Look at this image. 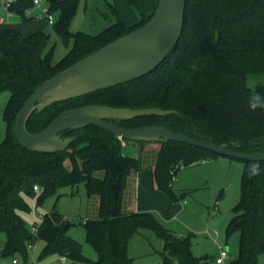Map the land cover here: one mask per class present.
I'll return each instance as SVG.
<instances>
[{
  "label": "trees",
  "instance_id": "trees-1",
  "mask_svg": "<svg viewBox=\"0 0 264 264\" xmlns=\"http://www.w3.org/2000/svg\"><path fill=\"white\" fill-rule=\"evenodd\" d=\"M47 12L57 10L52 23L65 45L72 44L57 62L51 50L44 51L49 34L35 31L23 35L16 27L0 31V92L9 96L3 111L5 135L0 137V232L5 236L0 256H21L24 260L36 242L40 255L57 254L74 264H132L128 240L140 228L154 230L164 240V264H199L192 256L188 237L176 236L150 211H124L122 200L130 177L150 166L154 189L176 199L171 187L180 166H188L221 155L187 143L161 142L155 159H144L148 142L129 141L138 146L137 155L122 151V142L96 125L65 130L73 139L63 151L39 152L22 147L14 136L16 114L33 89L109 41L146 22L152 15L138 0H125L138 19L128 24L114 2L106 4L114 21L96 34L72 32L69 25L79 0H46ZM32 0H11L8 9L24 20ZM155 8V7H154ZM264 73V0H186L184 24L176 46L149 73L127 82L74 98L53 102L31 112L26 128L34 133L45 127L60 111L85 105L114 107H159L173 109L166 115L148 114L114 120L125 127L159 125L174 132L230 149L264 150V84H248V77ZM259 96V100L253 98ZM233 158L232 156H228ZM240 193L232 208L226 232H239L237 256L230 264H264V160H243ZM260 165L259 174L249 175V165ZM83 183L88 196H96L94 217L78 218L85 241L95 250L91 260L81 243L69 233L74 219L64 217L55 205L37 223L35 231L25 225L20 211L29 209L26 197L36 191V205L61 186Z\"/></svg>",
  "mask_w": 264,
  "mask_h": 264
},
{
  "label": "rangeland",
  "instance_id": "rangeland-1",
  "mask_svg": "<svg viewBox=\"0 0 264 264\" xmlns=\"http://www.w3.org/2000/svg\"><path fill=\"white\" fill-rule=\"evenodd\" d=\"M106 1L114 2L117 5L126 23L131 24L136 21L137 13L125 0H79L69 30L96 34L113 22L114 16ZM138 1L143 9H152V0ZM47 6L46 0H40L38 5H31L25 12L26 17L32 18L29 15L34 16L30 20H24L20 15L12 14L10 23L0 24V31L6 27H16L23 35L38 30L47 32L49 36L44 51L51 50V60L53 63H57L69 50L72 40H69L68 45H65L55 32L49 19H52L54 23L58 19L59 12L57 10L45 12ZM6 12V10L0 9V16L6 15ZM256 83L264 84V73L248 77L249 86L253 87ZM8 96L7 90L0 92L1 138L5 135L6 126L2 116ZM126 142L128 145H132L131 142ZM122 145L124 146V143ZM158 148L157 142H148L143 145L142 155L144 159L153 161ZM242 169V159L230 158L225 155H218L207 161L188 166H180L171 183V187L177 195L176 199H170L163 193L164 198H168L166 202H169L171 210L175 213L170 216L169 220H161L158 214L149 210L174 235L188 237L190 252L192 256L200 258L199 264H217L215 257L219 254V247L221 246L227 247L228 252V257L222 264H230L231 258L237 256L239 232L227 233L226 227L232 216V208L239 198ZM130 181L131 178L124 190L122 200L124 211L130 210L133 204L132 183L130 184ZM37 193L36 191L33 195L26 197L29 209L20 211L25 225L31 229L55 205V208L64 217L74 219V224L69 228L68 233L81 243L83 254L94 260L96 258L95 250L85 241V230L78 218L96 215L97 197L88 196L83 183L58 187L55 193L48 196L41 205H36ZM157 205L165 208L164 203ZM4 239V234L0 232V247ZM42 245L41 241L36 242L34 248L29 249V254L25 260L21 256L15 255L14 257L18 260L17 264H74L70 259L61 262L57 254L41 256ZM163 247V238L154 230L140 228L129 238L127 253L132 258V264H164L161 256ZM11 259L12 256H0V263L3 260L10 262ZM88 264L95 263L92 261Z\"/></svg>",
  "mask_w": 264,
  "mask_h": 264
},
{
  "label": "water",
  "instance_id": "water-1",
  "mask_svg": "<svg viewBox=\"0 0 264 264\" xmlns=\"http://www.w3.org/2000/svg\"><path fill=\"white\" fill-rule=\"evenodd\" d=\"M185 1L157 0L146 22L38 84L16 114L13 131L18 143L33 151H63L73 139L72 136L63 137V131L96 125L112 133L122 144L123 140L157 143L176 141L243 160H264V150L241 152L230 149L227 143L214 144L159 125L125 127L114 122L141 115L175 112L159 107L85 104L60 111L37 132L32 133L26 128V120L35 109L40 111L53 102L115 86L153 70L178 42L184 24Z\"/></svg>",
  "mask_w": 264,
  "mask_h": 264
},
{
  "label": "crops",
  "instance_id": "crops-1",
  "mask_svg": "<svg viewBox=\"0 0 264 264\" xmlns=\"http://www.w3.org/2000/svg\"><path fill=\"white\" fill-rule=\"evenodd\" d=\"M157 0H152V9L146 10L147 12H150L154 9L156 5ZM0 9L5 10L4 8L0 7ZM7 14V13H6ZM12 14L8 17L6 15L0 16V24H8L10 23V18ZM30 16V15H29ZM3 19V20H2ZM138 19V17H137ZM136 19V20H137ZM134 143L132 145H128V142H124V146L122 145V151L124 154L127 155H137L138 149L137 145L134 146ZM207 161V160H206ZM203 162V161H202ZM130 184L132 186L133 191V204L131 209L135 211H153L156 214H158L161 218V220H169L170 216L174 214L175 212L171 210V206L169 202H166V199L164 198L163 192L159 190L154 189V182H153V176H152V169L150 166H146L137 172H135L131 177ZM168 201V200H167ZM153 203V204H151ZM165 204V208H161L160 205L157 204ZM2 244V243H1ZM234 258V257H233ZM232 259V258H231Z\"/></svg>",
  "mask_w": 264,
  "mask_h": 264
},
{
  "label": "built area",
  "instance_id": "built-area-1",
  "mask_svg": "<svg viewBox=\"0 0 264 264\" xmlns=\"http://www.w3.org/2000/svg\"><path fill=\"white\" fill-rule=\"evenodd\" d=\"M11 0H0V7L4 8L7 12L6 17L10 16L12 14L11 11H9L8 6L10 4ZM40 3V0H32V4L33 5H38ZM47 11V9H45V12ZM32 17H34L33 15H30ZM37 17V16H35ZM39 17V15H38ZM3 20V19H2ZM50 23H53L52 19H49ZM69 220H73L72 218H68ZM32 230L35 231V227H32ZM214 233H216V231L214 230ZM31 247L34 248V245H32ZM228 257V252H227V247H219V254L215 257V262L217 264H222L224 262V260ZM66 260V258L64 256H62L60 258L61 262H64ZM18 260L16 257H12L11 261H2L0 264H17Z\"/></svg>",
  "mask_w": 264,
  "mask_h": 264
},
{
  "label": "clouds",
  "instance_id": "clouds-1",
  "mask_svg": "<svg viewBox=\"0 0 264 264\" xmlns=\"http://www.w3.org/2000/svg\"><path fill=\"white\" fill-rule=\"evenodd\" d=\"M254 100H259V96H256L253 98ZM261 106L264 107V105H259L258 103H252L251 107L254 110L256 107ZM259 170H260V165L258 163H252L251 165H249V175L251 176H255L259 174Z\"/></svg>",
  "mask_w": 264,
  "mask_h": 264
}]
</instances>
